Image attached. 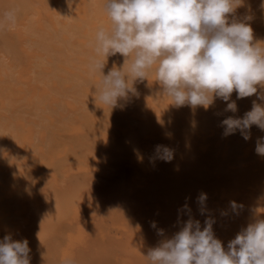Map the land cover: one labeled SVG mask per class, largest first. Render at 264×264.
I'll use <instances>...</instances> for the list:
<instances>
[{"label":"bare ground","instance_id":"obj_1","mask_svg":"<svg viewBox=\"0 0 264 264\" xmlns=\"http://www.w3.org/2000/svg\"><path fill=\"white\" fill-rule=\"evenodd\" d=\"M105 3L0 0V13L19 10L16 25L0 29V241L27 239L30 264H148V252L190 217L201 230L211 217L227 250L264 219V156L255 151L264 131L225 136L222 121L243 118L253 101L264 106V87L207 109L177 107L153 70L116 107L100 103L90 60L97 30L111 28ZM262 5L243 0L230 17L250 24L257 41ZM123 63L108 57L104 74ZM161 145L171 162L158 158Z\"/></svg>","mask_w":264,"mask_h":264},{"label":"clouds","instance_id":"obj_2","mask_svg":"<svg viewBox=\"0 0 264 264\" xmlns=\"http://www.w3.org/2000/svg\"><path fill=\"white\" fill-rule=\"evenodd\" d=\"M243 0H106L111 28L100 27L95 36V56L90 70L101 77L96 99L110 108L134 91L136 81L155 72V82L171 104L209 108L216 98L225 102L257 94L264 87V41L254 38L250 24L230 17ZM264 7V5H262ZM19 10L0 13V29L16 25ZM124 57L122 67L104 74L108 57ZM264 100V95H259ZM227 110H237L234 101ZM224 135L237 130L245 140L256 125L264 131V106L253 101L243 118L222 121ZM158 158L171 162L174 153L157 146ZM256 153L264 156V137L257 140ZM201 193L197 202L204 205ZM187 208V205L184 206ZM233 209L237 208L232 202ZM204 214V208L200 209ZM214 219L206 217L203 230L191 217L171 239L151 249L148 264H264V219L257 220L229 241L227 250L213 232ZM155 227V224L152 225ZM162 234V230H160ZM27 239L0 241V264H30ZM64 264H72L65 260Z\"/></svg>","mask_w":264,"mask_h":264},{"label":"rangeland","instance_id":"obj_3","mask_svg":"<svg viewBox=\"0 0 264 264\" xmlns=\"http://www.w3.org/2000/svg\"><path fill=\"white\" fill-rule=\"evenodd\" d=\"M16 206L19 207L18 205H16ZM13 207H14V206H13ZM13 207H12V208H13ZM17 207H16L15 209H18V210H19L20 207H19V208H17ZM13 211H14V210H13ZM15 211H17V210H15ZM12 214H13V216L15 215L13 212H12ZM12 214H11V215H12ZM11 215H10V216H11ZM10 218H11V217H10ZM13 218H16V217L14 216ZM8 219H9V218H8ZM8 219H7V220H8ZM11 219H12V218H11ZM11 219H10V223H9V221L6 220V221H5V224H6V225H11V223H12L11 221L14 220V219H12V220H11ZM15 220H16V219H15Z\"/></svg>","mask_w":264,"mask_h":264}]
</instances>
